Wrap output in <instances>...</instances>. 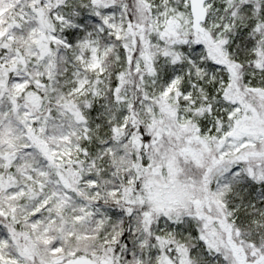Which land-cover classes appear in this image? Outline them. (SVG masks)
<instances>
[{
  "label": "snow or ice",
  "instance_id": "6c2138e0",
  "mask_svg": "<svg viewBox=\"0 0 264 264\" xmlns=\"http://www.w3.org/2000/svg\"><path fill=\"white\" fill-rule=\"evenodd\" d=\"M0 264H264V0H0Z\"/></svg>",
  "mask_w": 264,
  "mask_h": 264
}]
</instances>
